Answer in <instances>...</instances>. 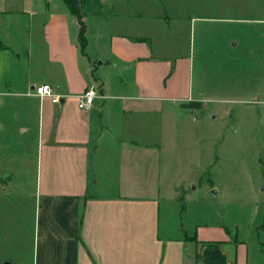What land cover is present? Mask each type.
I'll return each mask as SVG.
<instances>
[{"label": "crops", "instance_id": "1", "mask_svg": "<svg viewBox=\"0 0 264 264\" xmlns=\"http://www.w3.org/2000/svg\"><path fill=\"white\" fill-rule=\"evenodd\" d=\"M179 4L83 0L82 52L61 0H0V264H264V214L235 231L181 220L207 167L199 145L220 161L194 113L227 91L194 84L195 51L233 14L264 25V0H193L196 16ZM90 84L103 98L82 111ZM39 85L61 103L32 95ZM253 95L264 121V88Z\"/></svg>", "mask_w": 264, "mask_h": 264}, {"label": "rangeland", "instance_id": "2", "mask_svg": "<svg viewBox=\"0 0 264 264\" xmlns=\"http://www.w3.org/2000/svg\"><path fill=\"white\" fill-rule=\"evenodd\" d=\"M176 2L164 0L172 9ZM179 3L185 13L196 16L191 13L193 0ZM229 19L234 21L214 23L205 38V50L200 56L195 51L194 84L201 85L200 80L204 79L211 90L224 84L227 91L216 90L202 96L205 101L201 100V111L194 113L195 117L204 118L200 134L207 135L209 131L218 140L216 157L220 161L213 165L212 148L206 143L199 145L197 162L201 168L207 167L197 179L200 189L185 197L187 212L181 220L188 223L222 220L235 231V224L239 229L246 225L254 228L264 214V121L257 113L263 106L250 103L258 97V101L262 100L253 94L264 88V67L260 63L264 56V25L251 22L246 25L234 14ZM229 40H233L232 48L226 46ZM214 115L217 117L212 121ZM209 167L212 168L208 172ZM210 184L213 192L219 190L218 196L211 194ZM249 237V250L256 257V238L251 234Z\"/></svg>", "mask_w": 264, "mask_h": 264}, {"label": "built area", "instance_id": "3", "mask_svg": "<svg viewBox=\"0 0 264 264\" xmlns=\"http://www.w3.org/2000/svg\"><path fill=\"white\" fill-rule=\"evenodd\" d=\"M32 95L39 99H48L52 104H60L63 98L56 95L49 85H39L33 88ZM103 98L99 95L95 84H90L78 98V108L82 111H89L96 99Z\"/></svg>", "mask_w": 264, "mask_h": 264}, {"label": "trees", "instance_id": "4", "mask_svg": "<svg viewBox=\"0 0 264 264\" xmlns=\"http://www.w3.org/2000/svg\"><path fill=\"white\" fill-rule=\"evenodd\" d=\"M70 13L76 17L79 26L78 42L81 51L83 52L86 46V25H85V12L83 0H61ZM3 46L0 44V49Z\"/></svg>", "mask_w": 264, "mask_h": 264}]
</instances>
